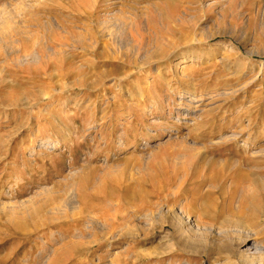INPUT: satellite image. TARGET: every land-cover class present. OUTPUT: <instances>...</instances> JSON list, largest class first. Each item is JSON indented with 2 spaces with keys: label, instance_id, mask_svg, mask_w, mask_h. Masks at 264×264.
Segmentation results:
<instances>
[{
  "label": "rangeland",
  "instance_id": "rangeland-1",
  "mask_svg": "<svg viewBox=\"0 0 264 264\" xmlns=\"http://www.w3.org/2000/svg\"><path fill=\"white\" fill-rule=\"evenodd\" d=\"M255 149L264 0H0V264H219L180 233Z\"/></svg>",
  "mask_w": 264,
  "mask_h": 264
},
{
  "label": "bare ground",
  "instance_id": "bare-ground-1",
  "mask_svg": "<svg viewBox=\"0 0 264 264\" xmlns=\"http://www.w3.org/2000/svg\"><path fill=\"white\" fill-rule=\"evenodd\" d=\"M17 34L19 35L20 39L23 42L29 41L27 38L23 37V33L21 31H17ZM19 52L23 56H26V58L28 59L29 58L40 59V57L37 56L35 50L33 49L29 50L28 47L26 48L24 47V49H22L21 47V50H19ZM42 61L45 62L46 60L43 59ZM210 143L214 144V142H210ZM251 145H253L252 146L253 148L255 146V141L248 142L246 140L244 141L242 147L246 150V148L251 147ZM229 152L230 150L228 151V154ZM249 157H244L240 155L234 159L227 158L221 162H218V163L215 162L216 164L219 165L218 174H216V176L218 175V178L215 179L216 182L210 181V186L207 185V187H212L215 190L211 192L209 190H208L209 192L205 191L206 197L210 198V194H213L219 200L221 204V207L220 208L217 207V211H215L216 216H221V214L224 212V209L222 208V206L224 205L232 206L233 209H231L230 208L231 206H230L229 207L230 210L227 213L228 215L227 216L225 215L226 217L223 218L224 220L223 225H226L227 229L225 230L221 229L219 231L212 232V229L208 227L198 228L199 226L198 227L196 226L198 222H196L195 224V220L193 224L189 225L190 220L186 218L185 221H186V224H188L187 225L188 227L186 226L187 228L181 231L180 233L181 234L180 236H183L184 233L186 232L187 234H189L191 238L193 237V234H203L204 235V234H207V232L210 234L214 233L215 236H220V235L225 234V237L227 239L226 240L227 242L225 244H216L214 241H208L205 239L202 245H199V244L197 245L198 246L197 248L199 249V251H201V253H203L208 258H213L215 262H220L219 264H223V263L224 264H237V263L244 264L246 260L256 261V263L254 262L251 264H263L264 263V246L260 245L259 243H256V244L251 243L252 245L249 244L253 236L257 235L259 232L262 233L263 231L259 229V225L257 224V222L259 218L264 216V150L255 149L252 151ZM215 171L217 170L215 169ZM216 176H214L212 179L214 180ZM227 177H229V180L231 178V185H232L230 186L231 188H229L228 185L227 187H225L226 185L222 183L223 180L226 179ZM206 183H207L206 179H203L199 182V184L202 186L206 185ZM241 184H247L246 189H243V188L241 189L240 188ZM239 189H240V192H239ZM237 192H239L240 194H238L239 198L237 199L238 200L237 203L234 204L235 202L233 201L236 198ZM214 196L213 198H215ZM72 209H75V208L73 207ZM173 214H172L173 218L176 221L173 220L175 221V225L174 226L172 225V226L175 229H178V227L183 223V219L182 220L178 219V217H181V216L177 212ZM210 218L214 219L216 217H210ZM210 221L212 222V220ZM259 237H262V235ZM236 240H237V244H235ZM181 245L183 247H188L185 243ZM243 246H246L247 248L241 249V247ZM189 247L191 248V246ZM219 259H224L222 261L223 263H221Z\"/></svg>",
  "mask_w": 264,
  "mask_h": 264
}]
</instances>
